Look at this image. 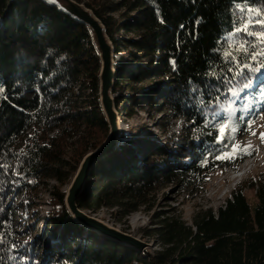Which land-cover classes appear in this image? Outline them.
I'll return each mask as SVG.
<instances>
[{"label":"trees","instance_id":"16d2710c","mask_svg":"<svg viewBox=\"0 0 264 264\" xmlns=\"http://www.w3.org/2000/svg\"><path fill=\"white\" fill-rule=\"evenodd\" d=\"M76 1L103 22L115 53H128L116 67L117 110L129 118L135 108L159 112L164 134L172 119L188 123L164 142L122 132L116 149L91 169L76 201L80 209L116 208L122 221L151 209L171 183L189 189L215 168L252 157L216 158L233 142L245 147L249 125L264 112V68L238 74L224 58L230 41L255 42L232 35L248 15L236 5L264 11V0ZM100 68L87 25L43 0H0V264H264V174L246 182L253 202L241 184L216 211L199 208L191 225L176 209L155 212L143 229L161 245L153 254L87 229L71 215L62 186L109 134ZM147 80L153 81L148 88L122 93L125 84ZM221 123L230 125L223 143ZM47 179L56 182L47 190L51 208L44 217L29 215L39 205L31 194ZM21 221L28 240L20 245L14 234Z\"/></svg>","mask_w":264,"mask_h":264},{"label":"rangeland","instance_id":"374dc122","mask_svg":"<svg viewBox=\"0 0 264 264\" xmlns=\"http://www.w3.org/2000/svg\"><path fill=\"white\" fill-rule=\"evenodd\" d=\"M122 33L126 36L133 35L126 34L124 32ZM115 55L116 68L121 60V56H127L128 53L123 51L122 54ZM152 82V80H147L142 83L125 84L126 86L124 87L122 93L124 95H128L133 91L146 89L152 84ZM113 95L115 97L117 94L113 92ZM119 116L121 119V128L123 129L122 132H125L127 135L130 134L131 136L134 134L153 136L160 142H164L169 134L180 135L182 125L188 124L184 119H172L170 120V133L164 134L157 126L158 122L161 120L159 112L151 111L150 113H147L143 110L135 108V114L132 117L129 118L125 116V114H121L120 111ZM262 117H264V112L253 124L250 132L241 141L243 146H250L252 157L243 160L235 167L223 166L215 168L207 174L206 182H199L197 185L189 189L176 183H171L166 188V195H162V192H158V194H156V199L151 209L146 210L142 207L126 216L122 221H119L118 215H115L116 208L111 209L103 207L98 212L94 213L82 209L83 212L93 218L103 221L110 227L116 228L124 233L138 238L145 243V247L142 252L153 254L161 248V245L158 244L154 237L146 235L143 229L150 227L152 215L155 212L162 209H176L177 213L181 214L191 225L193 215L199 208L211 207L214 211H216L218 207L225 203L228 197H231L232 192L241 184L245 185L242 188L249 200L253 202L255 200V191L249 188L246 182L250 179L256 180L259 175L264 174V139L261 138V133H264V118ZM253 133H255V135H253ZM67 149L70 151L71 147L69 146ZM84 157L85 155L82 157L81 161ZM72 179L69 183L62 186V191L65 192V195L68 187L72 183ZM55 183L56 182L54 180L47 179L45 181V185L40 186L36 192L32 191L33 193L31 194V197L36 195L39 198L36 200L39 202L36 203H39V205L34 211H31L29 215L34 212L37 213L39 217L46 216L47 211L51 208V205L48 203L51 195L47 192V190H50L51 185ZM21 198L22 197H19V199L16 200V204L20 203L19 201ZM17 215L19 217H23V219L25 218L24 213L22 214L21 212H17ZM30 223L32 224V221ZM24 225L23 221H21L20 228H18V231H15L16 234H14L15 239H17L20 245L24 241L28 240V236L23 235V232H21ZM38 227L39 229L36 231V234L41 235V225Z\"/></svg>","mask_w":264,"mask_h":264},{"label":"water","instance_id":"95a60500","mask_svg":"<svg viewBox=\"0 0 264 264\" xmlns=\"http://www.w3.org/2000/svg\"><path fill=\"white\" fill-rule=\"evenodd\" d=\"M43 1L58 7L64 13L87 25L90 29L94 45L96 46L101 60V68L99 71L100 104L109 124V134L107 139L97 149L86 154L80 162L77 171L73 176L72 183L68 187L65 195L66 207L70 211L71 215L87 229L98 231L112 239L142 251L145 247L144 242L132 235L108 226L97 218H93L85 214L76 203L77 198L85 186L91 169L100 159L109 155L116 149L122 135L123 129L121 128V119L119 111L116 108L115 97L113 95L116 74V53L114 45L107 34L106 27L103 22L99 19V17H97L94 11L84 3L76 0Z\"/></svg>","mask_w":264,"mask_h":264},{"label":"snow or ice","instance_id":"6c2138e0","mask_svg":"<svg viewBox=\"0 0 264 264\" xmlns=\"http://www.w3.org/2000/svg\"><path fill=\"white\" fill-rule=\"evenodd\" d=\"M241 12L247 13L244 22L234 29L232 35L236 33H244L246 36L255 37V42H250L247 39L230 41L228 48L224 51V58L231 59L232 63L240 70L238 74H242L244 68L249 69L252 72H260L261 68H264V61H261L259 58L264 57V11L254 8L252 6L243 8L239 4L236 5ZM256 17V18H254ZM199 23V21H197ZM253 25H259L262 29L259 32L251 31L250 28ZM251 49V51H250ZM237 54H243L247 56L249 61H255L256 67L252 66L250 62H243L238 59ZM173 66L175 61H172ZM231 71V69H229ZM244 87H251L250 83H246ZM264 118V117H262ZM230 125L228 123H221L219 126V142L223 143L225 139L226 131L229 129ZM249 130H251V125H249ZM232 131H235V128H232ZM255 135V133H253ZM261 138L264 139V133H261ZM227 147V145H225ZM250 146L241 147L236 142L232 143V146L228 152H224L221 155L217 156V159H234L239 155H250Z\"/></svg>","mask_w":264,"mask_h":264}]
</instances>
